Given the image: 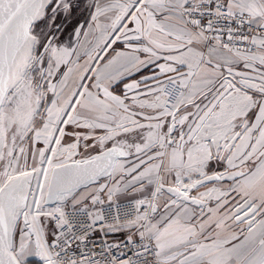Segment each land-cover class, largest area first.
<instances>
[{"label":"snow or ice","instance_id":"1","mask_svg":"<svg viewBox=\"0 0 264 264\" xmlns=\"http://www.w3.org/2000/svg\"><path fill=\"white\" fill-rule=\"evenodd\" d=\"M0 264H264V0H0Z\"/></svg>","mask_w":264,"mask_h":264},{"label":"built area","instance_id":"2","mask_svg":"<svg viewBox=\"0 0 264 264\" xmlns=\"http://www.w3.org/2000/svg\"><path fill=\"white\" fill-rule=\"evenodd\" d=\"M121 239H123V235H120L119 233L108 237L109 242H112L113 240L119 241Z\"/></svg>","mask_w":264,"mask_h":264},{"label":"trees","instance_id":"3","mask_svg":"<svg viewBox=\"0 0 264 264\" xmlns=\"http://www.w3.org/2000/svg\"><path fill=\"white\" fill-rule=\"evenodd\" d=\"M120 235H123V233H119Z\"/></svg>","mask_w":264,"mask_h":264},{"label":"crops","instance_id":"4","mask_svg":"<svg viewBox=\"0 0 264 264\" xmlns=\"http://www.w3.org/2000/svg\"><path fill=\"white\" fill-rule=\"evenodd\" d=\"M123 236H124V234H123Z\"/></svg>","mask_w":264,"mask_h":264}]
</instances>
